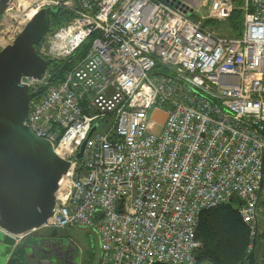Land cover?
<instances>
[{
    "label": "built area",
    "instance_id": "obj_1",
    "mask_svg": "<svg viewBox=\"0 0 264 264\" xmlns=\"http://www.w3.org/2000/svg\"><path fill=\"white\" fill-rule=\"evenodd\" d=\"M43 8L70 17L37 41L42 58L69 62L92 38L56 83L49 66L40 79H19L43 87L23 124L70 162L41 228H91L98 264H196L200 213L235 197L255 237L260 202L264 212V0H12L0 49ZM233 10L238 34L227 24ZM154 110L165 114L158 133ZM0 231L14 244L27 235Z\"/></svg>",
    "mask_w": 264,
    "mask_h": 264
},
{
    "label": "water",
    "instance_id": "obj_2",
    "mask_svg": "<svg viewBox=\"0 0 264 264\" xmlns=\"http://www.w3.org/2000/svg\"><path fill=\"white\" fill-rule=\"evenodd\" d=\"M11 1L0 0V14ZM54 13L53 8L39 10L15 40L0 49V227L14 235L28 234L42 227L52 214L57 180L70 165L54 152L49 141L36 137L23 124L30 100L40 94L43 87L30 91L19 79L24 75L42 78L52 62L37 54L35 44L51 29ZM164 116L163 111H153L151 118L155 123L151 132H159ZM83 146L84 143L75 154V160L81 157ZM0 244L10 248L7 253L0 250L3 264H31L28 260L33 252L30 239L23 238L14 244L10 236L4 235ZM51 254L49 252L47 264L55 262ZM64 255V250H59L58 256ZM152 264L171 263L154 261Z\"/></svg>",
    "mask_w": 264,
    "mask_h": 264
},
{
    "label": "trees",
    "instance_id": "obj_3",
    "mask_svg": "<svg viewBox=\"0 0 264 264\" xmlns=\"http://www.w3.org/2000/svg\"><path fill=\"white\" fill-rule=\"evenodd\" d=\"M58 10L51 16L52 21H55L53 26L66 21L70 17L66 10L61 8ZM239 16V11L233 10L227 20L228 26L235 34H238L240 29ZM91 38L92 36L74 52L69 62H66V60L52 61V64L49 65L52 74L51 83L60 80L67 68L85 54ZM234 199L237 201L235 197H231L228 202L203 210L200 213L196 237L200 240L201 247L195 253L197 263L262 264L257 259V253L252 252L253 244L256 245L258 241L256 244L249 241L248 228L239 216L237 208L235 209L231 205V201ZM259 207L262 210L263 202H260ZM256 236L253 237V240ZM250 243L252 248L249 253L246 252V248Z\"/></svg>",
    "mask_w": 264,
    "mask_h": 264
},
{
    "label": "rangeland",
    "instance_id": "obj_4",
    "mask_svg": "<svg viewBox=\"0 0 264 264\" xmlns=\"http://www.w3.org/2000/svg\"><path fill=\"white\" fill-rule=\"evenodd\" d=\"M7 17H8V8L6 9V11L0 14V33L4 29V20ZM230 33L235 34L234 32L231 31V28H230ZM231 205H233V207L236 209L237 201L235 199L232 200ZM257 216L259 218L261 226L264 227V212L263 210H260V208L258 209ZM256 227H257V223H256ZM37 231L42 232L44 235H48L49 233V229L47 228H39L34 230L33 232H37ZM59 234H61L60 236L62 237V240L65 243L72 246V250L74 252L72 256V262L74 264H98L99 261L98 238L95 232L91 228L81 227V226H70L64 230H61ZM3 236L4 235L0 231V240L3 238ZM258 237L259 235H257L254 240L253 238H250V233L248 230L249 241L251 242L253 241L256 244ZM254 246L255 245L253 244L252 252L253 251L255 252L256 250ZM8 249L10 250V248L7 245L0 244L1 251L7 253ZM250 251L251 250H249L247 246L246 252L250 253ZM3 262H4L3 260H0V264H3ZM196 264H209V263L208 262L197 263V259H196Z\"/></svg>",
    "mask_w": 264,
    "mask_h": 264
},
{
    "label": "flooded vegetation",
    "instance_id": "obj_5",
    "mask_svg": "<svg viewBox=\"0 0 264 264\" xmlns=\"http://www.w3.org/2000/svg\"><path fill=\"white\" fill-rule=\"evenodd\" d=\"M56 11L58 12L59 10L56 8ZM54 23L55 21L53 20L52 26ZM51 64L52 62L49 65ZM60 232L61 230H51L49 231L48 236L43 238L42 240L39 241L35 239L31 241L33 252L28 258L31 264H47L49 252L52 253L50 255L51 258L55 259V262L53 264H64L72 262V256L74 254L72 246L62 240V237L60 236L61 234H59ZM59 250H64V257L58 256ZM56 260H59V262H56Z\"/></svg>",
    "mask_w": 264,
    "mask_h": 264
},
{
    "label": "crops",
    "instance_id": "obj_6",
    "mask_svg": "<svg viewBox=\"0 0 264 264\" xmlns=\"http://www.w3.org/2000/svg\"><path fill=\"white\" fill-rule=\"evenodd\" d=\"M190 1L196 2L195 0H190ZM258 209H259V207H258ZM256 223H257V233L256 234L259 235V237L257 240L258 242L255 245V248H256L255 252L257 253L258 261H260V262H262V264H264V227L261 226V223L259 221L258 216L256 219ZM47 236L48 235H44L42 232L31 231L30 233H28L27 235L24 236V239H30L31 241L37 239L40 241ZM28 252H30V251H28ZM52 260H53V258H52Z\"/></svg>",
    "mask_w": 264,
    "mask_h": 264
}]
</instances>
